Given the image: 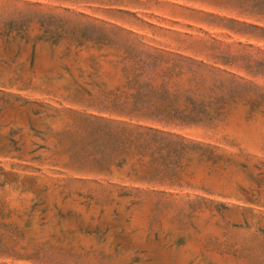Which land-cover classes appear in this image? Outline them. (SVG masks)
<instances>
[{
    "label": "rangeland",
    "instance_id": "obj_1",
    "mask_svg": "<svg viewBox=\"0 0 264 264\" xmlns=\"http://www.w3.org/2000/svg\"><path fill=\"white\" fill-rule=\"evenodd\" d=\"M0 264H264V0H0Z\"/></svg>",
    "mask_w": 264,
    "mask_h": 264
},
{
    "label": "trees",
    "instance_id": "obj_2",
    "mask_svg": "<svg viewBox=\"0 0 264 264\" xmlns=\"http://www.w3.org/2000/svg\"><path fill=\"white\" fill-rule=\"evenodd\" d=\"M148 110H150V109H148Z\"/></svg>",
    "mask_w": 264,
    "mask_h": 264
}]
</instances>
